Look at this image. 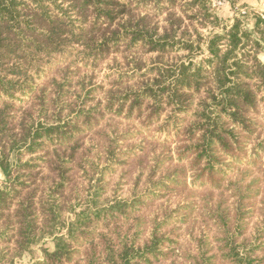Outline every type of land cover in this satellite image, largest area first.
I'll use <instances>...</instances> for the list:
<instances>
[{
  "label": "trees",
  "instance_id": "trees-1",
  "mask_svg": "<svg viewBox=\"0 0 264 264\" xmlns=\"http://www.w3.org/2000/svg\"><path fill=\"white\" fill-rule=\"evenodd\" d=\"M230 1L234 4L238 0ZM242 8H246L244 4ZM246 9L245 16H236L233 23L224 28L210 0H0V172L5 185L10 183V186L0 187V231L6 235L12 233L7 237L14 239L20 256L30 251L36 235L41 232L43 236H53L54 247L45 248L39 264H166L168 261L176 264L172 257L174 249L170 246L175 243V233L163 230L170 227L171 220L176 221V215L195 210L193 204H188L174 211H161L144 243L140 238L141 223L131 225L130 230L137 229L133 238L128 234L121 237L112 229L110 232L100 229L97 233L90 227L93 220H102L107 225L105 229L121 218L129 221V214L139 205L143 206L141 197L131 202L116 200L93 213L82 212L72 219L67 229L53 230L52 223L57 227L62 224L59 197L55 207L48 211L43 205L40 212L37 208L39 187L34 181L20 182L18 176L13 177L14 166L8 157L18 155L22 148L43 154L42 161L55 175L53 193L63 195L68 180L65 167L79 165L80 139H76L81 133L79 125L89 120L85 112L69 109L72 117L66 121L63 114L68 106L60 102L80 97L76 90L80 85L73 84L76 75L70 71L78 67L79 61H92L97 65L121 55L129 59L127 65H134L133 72L142 71L134 86L128 84L130 80L124 82L126 78L114 80L104 91L103 100L109 113L117 109L119 114L127 109L128 117L135 114L144 120L143 133L160 122L168 109L174 115L191 117L187 122L183 120L175 131L176 169L172 172L169 169L157 183L150 179L148 188L153 185L155 191L173 192L187 185V175L191 172L195 188L205 187L210 194L223 190L222 193L234 191L233 195H240L235 190L236 185L229 182V174L234 172V166L253 164L244 159L252 138L256 142L251 149L255 153L251 160L264 152V140L259 132L263 127L259 117L264 111V63L261 60L264 12L259 14ZM245 18L252 22L250 29L245 27ZM196 25L204 29L213 26L212 36L204 40L194 28L197 39L193 40L192 28ZM218 27L222 28L220 32L215 30ZM203 44L208 57L201 62L181 60L169 65L163 62L165 56L176 52H187L186 59L195 56ZM75 46L82 52L77 50L76 61L62 68L60 59L64 62L70 57L76 51ZM149 54H157L162 62L145 70L137 60ZM52 73L54 76L50 78ZM20 96L32 101L34 109L41 110L39 114L49 126L43 128L39 122L40 127L26 129L30 120L24 119V115L16 123L15 106L22 101ZM29 119L33 121L30 115ZM170 135L165 138V144ZM152 137L149 136L148 141L151 142ZM105 139L109 144L104 150L108 160L113 165L127 164V160L119 158L122 155L116 151L114 142ZM163 164L158 160L156 168ZM30 188L32 190L24 197V192ZM243 196L249 198L248 194ZM244 197L226 213L210 209L213 211L210 216H216L225 236H230L231 230L239 226L241 219L238 220L237 213L234 216L232 213L236 207H244ZM135 221L134 218L133 223ZM46 227H50L48 231ZM59 231L66 232L59 236ZM227 239L234 264H264V258H254L258 248L243 253L233 248L235 242L231 238ZM198 261L197 264H210L212 259L202 260L204 263Z\"/></svg>",
  "mask_w": 264,
  "mask_h": 264
},
{
  "label": "rangeland",
  "instance_id": "rangeland-1",
  "mask_svg": "<svg viewBox=\"0 0 264 264\" xmlns=\"http://www.w3.org/2000/svg\"><path fill=\"white\" fill-rule=\"evenodd\" d=\"M210 2L217 17L221 20V27L224 28L225 26H230L236 16L240 18L245 16L247 9L242 8V6L243 4H249L246 0H238L234 3L235 5L230 0H210ZM218 2H224L225 4L218 6ZM252 12L261 14L264 11ZM244 21L245 27L250 29L252 22L246 18ZM221 27L215 30L220 32L222 30ZM194 28H197L204 40L212 36L213 26L211 25L206 29L196 25V27L192 28V31ZM178 35L183 37L181 33H178ZM196 37L197 34L194 32L192 39L195 40L197 39ZM204 44L202 50L198 51L195 56L191 55L186 59V56H188L187 52H176L171 53L169 57L168 55L165 56L163 62H168V65L179 63L181 60L182 62L188 60H192L194 63L201 62L202 59L205 60L208 57L206 45ZM75 50L64 62L63 59H60L62 68L67 67L68 64L72 65L77 59L78 52H82L77 46H75ZM77 50L79 51L77 52ZM261 60L264 63V56H261ZM128 61L129 59L125 60L124 56L121 57L119 55L117 58L110 57L97 65H94L92 61H79L77 68L70 69L76 75L72 79L73 84L79 83L80 85L76 88L77 92H79L77 96L80 97L76 98L74 96L68 99L67 102L66 99L60 100L61 104L66 103L65 105L68 106L63 118L66 121L69 118L71 119L72 115H69L71 114L69 109H74L75 111L85 112L89 120L86 121L84 117L85 125L82 122L79 125L81 133L76 137V139H80V149L77 155L79 165L71 168L72 165L69 164L68 167H65L68 170V180L65 183L63 195L58 196L53 193L55 191V184H53L55 175H52L48 165L42 161L43 154L38 151V153H34L29 152L28 148H22L18 155H10L8 157V160L14 166L13 177L18 176L20 182L28 181L31 183L34 181L35 185L39 187L37 208L40 212H43V209H41L43 205L48 208L46 209L48 211L51 207H55V200L59 197L62 224L59 223L57 227L56 223H52L55 232H58L60 228L67 229L72 219L79 216L82 212L93 213L96 210H100V208L112 205L116 200L131 202L133 198L141 197L140 199L144 201V204L143 206L139 205L135 212L129 214V221L121 218L118 221L111 222L108 226L109 228L105 229L107 225L103 224L102 220H93V224L90 227L95 228L94 230L97 233H100V229L109 232L112 229L113 232L116 231L121 237H125L128 234L133 238L132 235L136 234L137 229L133 228L130 230L131 225L141 223V230L139 228L141 232L140 238L141 242L144 243L150 237V231L153 228L155 219L160 218L159 216L163 211L166 209L174 211L178 207L184 208V205L193 204L195 207L194 211L186 210L180 215H176V221L171 220L170 227L163 230V232L174 231L175 233L173 236L175 243L170 244V246L174 249L172 257L176 264H197L198 260L210 259L213 261L210 264H234L233 259L229 255L231 253L228 251L230 247H227V244H229L226 241L228 237L231 238L232 242H235L232 246L237 248L238 251L244 253V251L249 249L258 248L254 258H264V165H262L264 163V152L256 155L255 160H251L255 154L251 149L256 142L252 138L246 146L244 159L253 164L241 167L234 166V172L232 171L229 174V182L236 185L235 190H238L240 195H237L238 193L233 195L234 191L222 193L223 190L211 193V195L205 187L195 188L192 185L191 172L187 175V185L175 189L173 192L155 191L156 189L153 185L148 188L147 186L151 180L153 183H157L161 181V177L169 169L170 172L176 169L175 160L177 155L175 150L177 143H175V131L176 128H180L183 120L187 122L191 117L179 116V114L174 115L172 110L168 109L161 116L160 122L152 124L151 128L144 131L146 133H143L142 123L144 120L138 119L135 114L132 117H128L127 109L119 114L116 113L117 109L109 113L103 100L104 91L109 89L110 84L120 77L126 78L123 80L124 82L130 80L128 84L134 86L142 74V71L133 72L134 67L132 66L134 65H127ZM137 62L138 65L143 66V69L147 70L156 63L161 64L162 60L158 59L157 54H149L141 56ZM70 71L64 70L63 72ZM53 74L49 75V77H53ZM59 78L60 76H58ZM82 86H84L83 92H81ZM19 99L22 101H18L19 103H16L15 106L17 111L16 123L20 122L24 115V119L30 120L26 129L40 127L38 125L39 122H42L41 126L43 128L49 126L47 124L50 123L39 114L41 110L36 108L38 113L34 112L36 109L31 104L32 101L22 96ZM51 112L52 116L54 111L52 110ZM29 115L32 116L33 121L29 119ZM145 115H148V113H145ZM39 119L41 120L38 121ZM259 121L263 126L259 130L261 133L260 138L264 140V111L260 115ZM169 134L171 135L168 139V144H165V138ZM149 136H154L151 142L148 141L150 139ZM105 138L114 142L116 151L122 155L119 158L127 160V164L119 165L115 163L113 165L108 160L109 158H107L108 156L104 150L108 148L109 144ZM158 160L159 162H164L163 165L159 166L161 169L156 168ZM25 166H29V168L25 169ZM238 183L240 185H237ZM11 184L16 185L14 183ZM5 186H10V183L5 185L4 175L0 172V187L4 188ZM31 190L32 188L28 189L27 192L25 191L24 197H27V193ZM244 194H248L249 198L245 199ZM242 197H244V207H236L232 213V216L237 213L238 220L241 219L238 221L239 226L237 227L236 225L235 230H231L230 234H228L230 236H225V231L219 226V220L216 219V216H210V212L213 214L212 210H219L221 213H226V210L228 208L231 210ZM134 218L137 219L135 223H133ZM5 222L7 223V221ZM43 225L44 223L39 228L41 229ZM39 228L37 231L40 230ZM49 228L46 227V231ZM65 232L59 231L58 235H64ZM259 232L261 236H259ZM4 234L6 235V232L0 231V264H39L43 260L45 248L52 250L54 247L53 236H48V234L43 236L41 232H38L36 241L31 246L30 251L20 256L17 253L19 247L13 242L14 239H8L7 237L12 233H7L6 236ZM80 250L82 252L83 249L81 248ZM77 259L79 258L74 259V262ZM202 262L204 263V261ZM170 263L168 261L166 264ZM155 264L160 263L156 262ZM162 264L165 263L162 262Z\"/></svg>",
  "mask_w": 264,
  "mask_h": 264
},
{
  "label": "crops",
  "instance_id": "crops-1",
  "mask_svg": "<svg viewBox=\"0 0 264 264\" xmlns=\"http://www.w3.org/2000/svg\"><path fill=\"white\" fill-rule=\"evenodd\" d=\"M249 4H244L251 11H264V0H246Z\"/></svg>",
  "mask_w": 264,
  "mask_h": 264
},
{
  "label": "built area",
  "instance_id": "built-area-1",
  "mask_svg": "<svg viewBox=\"0 0 264 264\" xmlns=\"http://www.w3.org/2000/svg\"><path fill=\"white\" fill-rule=\"evenodd\" d=\"M223 3H224V2H223ZM223 3H222V2H218L217 5H218V6L224 5L225 3H224V4H223Z\"/></svg>",
  "mask_w": 264,
  "mask_h": 264
}]
</instances>
